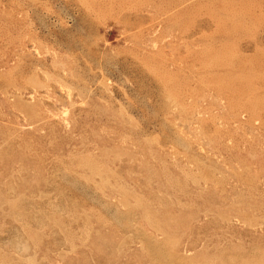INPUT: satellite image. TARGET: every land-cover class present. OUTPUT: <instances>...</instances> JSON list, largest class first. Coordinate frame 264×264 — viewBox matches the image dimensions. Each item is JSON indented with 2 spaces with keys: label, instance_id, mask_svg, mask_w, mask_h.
<instances>
[{
  "label": "rangeland",
  "instance_id": "1",
  "mask_svg": "<svg viewBox=\"0 0 264 264\" xmlns=\"http://www.w3.org/2000/svg\"><path fill=\"white\" fill-rule=\"evenodd\" d=\"M0 264H264V0H0Z\"/></svg>",
  "mask_w": 264,
  "mask_h": 264
}]
</instances>
